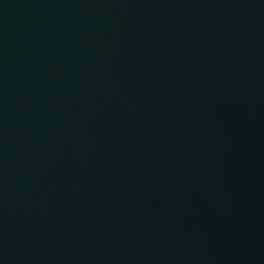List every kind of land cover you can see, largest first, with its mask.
I'll use <instances>...</instances> for the list:
<instances>
[{"label": "water", "instance_id": "95a60500", "mask_svg": "<svg viewBox=\"0 0 264 264\" xmlns=\"http://www.w3.org/2000/svg\"><path fill=\"white\" fill-rule=\"evenodd\" d=\"M0 264H264V0H0Z\"/></svg>", "mask_w": 264, "mask_h": 264}]
</instances>
